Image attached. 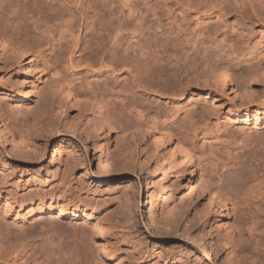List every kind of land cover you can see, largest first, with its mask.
Returning <instances> with one entry per match:
<instances>
[{"label":"rangeland","instance_id":"rangeland-1","mask_svg":"<svg viewBox=\"0 0 264 264\" xmlns=\"http://www.w3.org/2000/svg\"><path fill=\"white\" fill-rule=\"evenodd\" d=\"M223 1L104 0L103 4V0H95L93 4L101 16L91 18V29L87 32L83 29L81 33L82 36L87 33L88 38L78 43L67 32L59 39L56 32L65 30L64 21L49 24L52 32L57 29L53 34L59 40L54 43L60 49L61 74H74L77 96L66 108L63 101L51 95L55 87V78L51 76L54 61L46 47L41 51L36 48L24 59L26 63L33 61L43 74L39 91L30 93L24 88L25 97L11 103L18 84H23L24 77L29 76L24 75L22 61L15 59L12 51L0 49V264H80L85 260V241L74 240L71 234L92 223L58 218L56 222L63 221L58 226L54 214L46 213L39 218V213L34 211L39 202L50 200L51 195L64 197L66 202L99 215V221L106 227L105 239H99V244L106 242L107 252L98 245L93 257L96 264H102L101 257L124 264H264V256L257 251L233 258L225 242V231L220 229L218 234L215 223V234H210L205 225L202 199L208 197L207 192L189 193L188 189L177 188L179 185L171 182L172 172L153 153L146 152L143 145L148 144L134 130L129 135L121 131L117 135L113 133L108 143L105 134L100 138L95 134L97 127L90 121L100 105L107 104L114 109L122 128L142 122L135 112L120 106V102L127 104L135 98L132 89L136 80L161 91L182 90V95L157 99L159 102L151 104L152 115L160 116L157 127L168 126L174 134L193 144L201 181L211 175L218 150L225 159L242 157L232 171L240 181L234 186L242 185L247 191L255 182L253 178L263 173L264 146L258 145V141L264 140V129H253L251 123L244 126L242 121L226 120L232 104L241 105L242 99L239 95L233 99L229 87L219 89L209 84L204 72L206 61L218 60L223 51L226 55L220 61L231 64L240 72L238 76L257 68L258 52L264 51V31L255 28L247 52L230 55L228 47L220 44L227 35L206 34L208 28L221 29V21L210 19L201 30L190 11L200 3L225 7L232 23L242 7L248 8L240 1ZM0 5V36L10 33L17 25L18 13L25 21L35 22L38 17L31 16L34 12H48L50 6L67 7L64 0H8V3L0 0ZM13 5H17V10L11 8ZM119 16L122 30L116 37L111 29L118 25ZM49 37L48 33H40L38 42H45ZM142 50L147 52L144 62L139 59ZM101 60L105 62L102 68ZM144 68L145 74H140ZM175 72L184 76L182 83L179 79L169 83L166 79L159 80V74ZM149 75L153 76L151 80L146 79ZM243 81L238 80V86L234 87L241 95ZM263 90L264 86L256 89V105L264 102ZM137 94L141 96V91L137 90ZM154 97L156 94L150 99ZM142 99L147 102L146 96ZM48 100L46 109L43 103ZM147 113L144 109V117ZM42 114L45 118L38 117ZM197 125L205 126L206 130L198 133V139H193ZM69 132L85 142L88 154L81 145L71 141ZM249 135L250 141L246 140ZM5 139L16 153L5 147L2 143ZM167 184H171V189ZM180 185L183 187L185 183ZM255 194L254 200L243 192L231 195L229 218L239 233L247 222L254 221V204L260 199ZM211 218L217 219V214L212 212ZM260 219L264 249V217ZM52 230L55 235L49 240ZM186 235L210 243L212 260L203 263V256L188 247ZM76 246L84 248L81 259L73 258L69 251Z\"/></svg>","mask_w":264,"mask_h":264},{"label":"bare ground","instance_id":"bare-ground-1","mask_svg":"<svg viewBox=\"0 0 264 264\" xmlns=\"http://www.w3.org/2000/svg\"><path fill=\"white\" fill-rule=\"evenodd\" d=\"M64 1L67 4V7L66 5L59 8L50 6L48 8V12L42 13L37 11L32 13L31 16L33 18L36 16L38 17L35 22L25 21L24 16L18 13L15 18L17 25L15 24L13 28L10 29V33L7 31L4 35L0 36V49L2 51H12V55L15 56L14 58L22 61L24 75L29 76L24 77L22 82L23 84H18L17 93L11 96V103L18 102L20 98L25 97L24 88L28 89L30 93L39 91V84L41 83L43 74H41V71L33 61L26 63V60L24 59L31 52L35 51L36 48L39 49L38 51H41L45 47L47 50H50V57L54 61L53 69L51 70L53 74H51V76L55 78V87H53V92L51 95L64 102L63 108H66L67 103H70L71 100L76 98L77 90L75 88V84H73L75 79H72L74 74H61L60 65H62V61L60 59V49L57 47V44L54 43L55 40L56 42L59 40L54 39L56 38V35L53 34L54 31H57V29H52V32L49 30V24L57 21H64L66 24V28L64 27L65 30L56 32L59 33V39H62L63 34L67 32L71 37L75 36L74 41L75 43H78L80 39L86 41L88 38L87 33L85 36H82L81 33L83 29L86 30V32L91 29V18L93 19L95 16L100 17L101 15H98L99 11L93 4L95 0ZM227 1L228 0H224L223 2L226 3ZM235 1H240L243 6L247 4L248 8L242 7L237 13L235 21H232V23H230L231 21L229 22V13L225 7H210L200 3L198 7L194 6V8L190 10L198 25L201 26V30L204 29L202 25L210 19L217 18V20L221 21V29L212 30L211 28H208L206 34L208 35L213 33L217 35L218 33L222 32V34L227 35V38L223 39V42L221 41L220 44L225 48L228 47L230 55H238L247 52L249 49L250 37L253 34L255 28H259L261 32L264 31V0ZM6 2L8 3V0H5V3ZM102 3L104 4V0ZM16 7L17 5H13L11 8L17 10ZM7 8L5 7L6 10ZM185 9H187V7ZM119 13L122 12L119 10ZM181 13L183 14L184 12L182 11ZM41 17L44 20L41 19ZM118 21V25L111 29L112 33H114L116 37H119L122 30L120 16ZM59 25L58 26L60 28L63 27V25ZM40 33H48L50 37L47 38V40H44L45 42H38V36ZM225 53L223 51V54H219V59L214 62H212L210 59L206 61L205 66L207 69L204 73L206 74L209 84L219 89H226L229 87L234 94L233 99L238 95L242 99L241 105L232 104V107L227 111L225 116L226 120H233L235 122L242 121L243 124H245L244 126L251 123L253 129H264V102L257 103V105L254 103V95L257 93L256 89H258L259 86H264V51L258 52L260 60L257 68L255 67L246 74L245 72L244 74H239V76L237 74L240 72L238 71L237 73L236 69H234L231 64L227 65L226 63H222L220 61V58H222ZM146 57L147 52L142 50L139 56L140 61L144 62ZM99 64L100 68H102L104 67L105 62L101 60ZM112 70L114 72L116 71L115 68H112ZM140 74H145V68L141 69ZM110 75L116 77L117 74ZM149 76H147L146 79L151 80L153 76ZM162 76H166V78H162ZM163 79H166V82L168 83L172 79H179V83H182L184 81V76H182V74H177V72L174 74H159V80ZM241 79L245 81L242 95L239 93V89H234L236 85L238 86V80ZM207 81L205 82L207 83ZM134 84L135 85L132 89V94L135 98L132 101H129L127 104H122V102H120V106L122 109L126 108L129 109L130 112H135L136 116L140 119L139 121L142 119L143 121L136 124L135 126L130 127V125H128L127 128H122L120 126V122L116 119V113L114 109L109 108V105L107 104L103 106L99 104L100 107L98 108V113L94 116H90V121H93L97 127L95 134L99 136V138L102 136V134H105V141L110 143L113 139V133L117 135L118 132L121 131L124 135H129V131L134 130L133 133L137 134V136L140 137L142 141H145L149 145H143L146 152L153 153L156 158L164 163L172 172L171 182L173 184L177 183L179 185L177 188L188 189L189 193L202 194L207 192L208 197H204L205 199H202L204 203L202 212L203 217L205 218V225L207 229H209L210 234H215V223H217L218 234L220 229L225 231L227 234V240L224 241L228 245L229 253L233 255V258H239L240 256L244 255L247 256L254 251H257V253H259L261 256H264V249L262 248L263 234L261 231L263 221L261 219L258 220L259 217H264V169L261 175L255 176L253 178L255 182L252 184V186H249L250 188L247 190V193L245 190L246 187L244 188L242 185L234 186L235 183L237 184V182L240 181L237 178V175L234 173L235 171L232 172L233 169L241 163L240 158L242 157L238 155L239 157L236 158L225 159L224 155H222V152L218 150V160L215 161L211 175L208 179L205 177L203 179L204 181L199 180L196 167L198 168L200 166H197V163L195 162L196 154L193 144L191 145L186 138H181L174 134L170 130V127L167 128L168 126H162L163 129H159V126L157 127L156 124L160 116L157 114L158 116L155 118V115H152V111L150 110L151 104L154 101L159 102V100L163 98L170 99L177 95H182V90H178L176 88L164 91L152 89L151 86L143 85V83L139 80H136ZM137 90L141 91V96L137 94ZM153 94H156V97L150 99ZM145 96L147 97V102L144 103L145 100L142 98ZM262 97L264 98V90L262 92ZM213 105L214 104H212V106ZM43 107H46V109L49 107V100L48 102L43 103ZM144 109H147L148 111L147 117H144ZM213 111L216 112L215 109H213ZM218 113H220L219 110ZM43 114L39 115L38 117L45 118ZM239 118L243 119L239 120ZM164 124L165 122L161 125ZM104 127L106 129H104ZM205 130V126H194L193 139H198V133H201L202 131L204 132ZM68 135L71 141L73 140L75 143L77 142V144L83 147V152L87 154L89 153L85 142L81 138L77 137L74 132H69ZM130 135L134 136V134ZM188 135L189 133L186 132V136ZM246 140L250 141L251 135L246 137ZM258 142V145L264 146L263 138L262 140L259 139ZM2 143L5 145V147L7 146V148H10L12 153H16L13 147L7 145L6 139L2 141ZM74 147L76 148V145ZM180 182L185 183V185L181 187ZM167 188L171 189V184H167ZM242 192L249 195L248 198L252 197V199L254 195H256L255 193H258L260 195V199H258L259 202L254 204V207L256 208L254 214H252L254 221L251 223L247 222L242 229L243 231L239 233L232 226L229 215L231 209L230 207L233 204V198L231 195H238ZM257 196L256 198H258ZM163 199L165 202L167 201V198L164 197ZM34 212L39 213V218H42V216L46 213L54 214L57 218L55 222L58 221V218H70L73 221L81 219L83 223L80 224H86L87 222L92 223V226H86L83 228V230H75L71 234L73 239L75 238L85 241V249H87L85 252V260H82L83 262L80 264L97 263L93 262V257L97 253L98 245L99 247L101 246L103 248L104 253L107 252V249L105 248L106 242L104 244H99V239H105L106 227L99 221V215L94 213L95 211L80 209L78 204L66 202L64 197L58 198L54 195H51L50 200L39 202L38 207ZM212 212L217 214V219L211 218ZM59 222L62 223L63 221ZM59 222H56L55 224L58 225L60 224ZM41 224L43 223L40 222L38 225L41 226ZM54 235L55 232L52 230L49 235V240L54 238ZM184 240L188 243V247H190L191 250L196 251V253H199L203 256V263H207L206 261L212 260V246H210V243H207L205 240L199 239L193 235H186ZM82 249H84L83 246H76L74 249L69 251L73 253V258L81 259V252L83 251ZM87 251L89 254L88 256L86 255ZM100 259L102 264H124L115 263L114 260L108 259L106 257H101Z\"/></svg>","mask_w":264,"mask_h":264}]
</instances>
